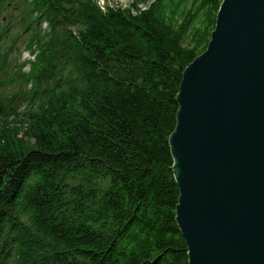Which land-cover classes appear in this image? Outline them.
<instances>
[{"label": "trees", "instance_id": "obj_1", "mask_svg": "<svg viewBox=\"0 0 264 264\" xmlns=\"http://www.w3.org/2000/svg\"><path fill=\"white\" fill-rule=\"evenodd\" d=\"M222 3L0 0V61L16 9L34 56L26 112L0 101V264H190L170 139Z\"/></svg>", "mask_w": 264, "mask_h": 264}, {"label": "water", "instance_id": "obj_2", "mask_svg": "<svg viewBox=\"0 0 264 264\" xmlns=\"http://www.w3.org/2000/svg\"><path fill=\"white\" fill-rule=\"evenodd\" d=\"M170 144L190 264H264V0H223Z\"/></svg>", "mask_w": 264, "mask_h": 264}, {"label": "rangeland", "instance_id": "obj_3", "mask_svg": "<svg viewBox=\"0 0 264 264\" xmlns=\"http://www.w3.org/2000/svg\"><path fill=\"white\" fill-rule=\"evenodd\" d=\"M104 7L110 5L113 7H127L133 0H96ZM26 13V12H25ZM13 27L9 34V39L4 40L2 52H7V59L0 61V101L4 104L7 113L12 109L18 110L20 113L26 112L28 94L31 89L30 83L22 80L20 74L29 72V60L34 57L27 49L30 39V32H23L24 12L16 9L12 15ZM3 22H6V18ZM46 28V24L42 26V30ZM14 111L10 113L13 114ZM14 119L8 121L12 125H20L22 123L15 122Z\"/></svg>", "mask_w": 264, "mask_h": 264}]
</instances>
